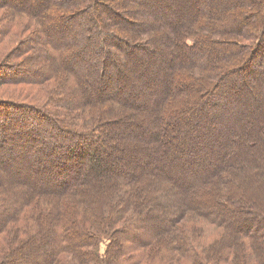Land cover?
<instances>
[{
    "label": "trees",
    "instance_id": "obj_1",
    "mask_svg": "<svg viewBox=\"0 0 264 264\" xmlns=\"http://www.w3.org/2000/svg\"><path fill=\"white\" fill-rule=\"evenodd\" d=\"M200 1L115 0L103 32L98 18L113 11L106 0H0L9 15L7 23L0 15V87L19 85L24 98L0 101V191L11 197L0 204V264H264L263 31L247 26L251 0ZM31 91L43 99H28ZM182 98L190 104L172 106ZM130 112L151 119L153 131L122 123L112 138L107 128ZM116 142L118 158L129 159L127 147L142 158L105 174ZM27 145L33 189L12 199ZM185 155L197 167L216 157L204 183L222 169L236 179L196 188L220 196L211 209L191 202V179L181 178L180 195L158 194L180 211L158 219L146 176L165 170L176 182ZM44 170L57 179L37 186ZM244 187L254 200L236 201Z\"/></svg>",
    "mask_w": 264,
    "mask_h": 264
},
{
    "label": "rangeland",
    "instance_id": "obj_2",
    "mask_svg": "<svg viewBox=\"0 0 264 264\" xmlns=\"http://www.w3.org/2000/svg\"><path fill=\"white\" fill-rule=\"evenodd\" d=\"M32 1H34V0H32ZM106 1L109 2V7L113 11L105 13L104 15H101V17L99 16V18H98L103 32H106L108 30L107 26L105 24V21L106 20L108 21V19L113 18V16L115 15V13H114L115 12V10H114L115 8L116 9L118 7L120 8V5L115 3V0H106ZM251 1L254 2L255 9L252 11V14L249 15L251 17L248 19L247 26L250 27L252 25V27L255 28L257 33L260 32V31H263L262 39H263V42H264V24H263V21H264V3H263V5H261V4L258 5L259 4L258 0H251ZM199 3H205V0H201ZM182 4H183V6L190 5L187 1L182 2ZM7 13L8 12L6 10L5 11H0V15L3 16L2 19L5 18L6 23L9 22V21H7L8 18H9L8 17L9 15ZM66 13L69 14L71 12L70 11H66ZM13 20H15V19L13 18ZM19 20L21 21V25H22L23 22L24 23L27 22L26 18L19 19ZM15 24H16V21H14V24H13L14 27H16ZM76 38H77V36L74 37L73 41ZM25 53H28V51L24 52L22 54V57H23V55ZM22 57L17 58L16 59L17 62L23 61ZM23 59L27 61L28 58L27 57H23ZM126 73L128 74L129 71H127ZM255 77H256L255 74L252 75V78H254V80H255ZM259 78H261L260 75H259ZM252 81H253V79H250L248 85H246V86L247 87L252 86L253 85ZM5 87L6 86H1L0 87V101H14L15 100V101H19V102L24 103V101H23L24 98L21 97L22 95L20 96L21 86L15 85L13 87H9V88H6V89H5ZM252 87L254 88V93L257 92V88L254 87V86H252ZM35 92L31 91L30 94H27V97H29L28 99H31V97L38 98L40 100L43 99L42 94H40V95L36 94L34 96ZM150 98H152V97L147 98L148 99L146 101L147 103L153 102V100H151ZM190 100H191V98H189V101L188 100L185 101L184 98H182V100H175V101H173L172 106H176L175 105L176 103L179 106L182 105V104L184 106L186 104L189 105L190 104L189 103ZM130 113H128V114H130ZM188 113H190V112L188 111ZM111 114H112V112L110 111L109 115L111 116ZM115 118H118V117L116 116ZM129 119H128V116L119 117L118 118V122L111 124L107 128V130L109 132V135H111L112 138H115L116 132H118V125H121L122 123L123 124H128V123L134 122V123H136L138 125L139 129H143V133H146V130L149 129L151 127V124H152L151 119L147 118L148 119L147 120L145 115L140 113V112L131 113ZM127 120H129V121H127ZM164 120H166V118H162L161 121L164 122ZM149 131H153V130H151V128H150ZM128 141H129V143H132V141L130 139V136L127 137L126 142L128 143ZM122 144L123 143H121V142H116L115 146L113 145V147L111 148V153L110 154H112V155H111V157L107 158V160H108L107 162L108 163H113V164H112V166L107 165L108 167H106L107 169H105L106 170L105 174H109V173L114 172L113 168H119L118 166L124 167L126 164H128L129 161H131L133 159V157L140 156V155L143 154V153H139L138 154L137 152L132 153V152H130V148L127 147L122 152V154H124L123 157L129 158V159H120L117 156L121 154V147L123 146ZM236 145H237V149H239V150L243 149L242 148L243 147V141L242 140H240V142L238 144H236ZM27 146H28V150L29 151H27V153H25L23 155V157L22 156L18 157L17 163H19V165H21V167L20 168H16V169L19 170V175L23 179L22 180L23 181V185L19 184V185H16L14 187V189H13L14 192H13V195H12V197H13L12 199H14V198H16V196H18V193H20V189L22 187L26 188L25 186H28L27 187L28 190L33 189V187L31 186L32 185L31 183H32V181L34 179V176H35L36 172H35V165H33V162L31 161L32 156H31V152L30 151L33 150L35 146L34 147H32L30 145H27ZM176 149L177 148L174 146V144L167 145V146H165V149H163V150L167 151V155L164 154V156H162V159L167 158L168 165H171V161L168 158V156L172 155V154H176ZM228 149L232 150L231 147L228 148ZM132 154H134V155H132ZM10 157L12 158V156H10ZM140 158H142V156H140ZM215 158H213V160H209L207 165H205L203 167H197L196 162H195L197 159L194 156L185 155V157L183 159V162L179 161L177 163L176 169L174 170V175L176 176V178H175L176 182L173 181L172 177L170 176L173 173L171 174V172H170V173L167 174L168 171L165 172V170L163 171L164 172V176L162 177L164 179H162L160 177L158 179V177H155L156 175L148 174L146 176L147 179L149 178L148 184H147V185H149L148 186V191H146L147 199H148L147 200V206H149V205H156L157 206L156 207L157 211H155L154 214H155V216L158 219H160V218L163 219V218H165L167 216L175 214L176 212L178 213L180 211V207L173 209V208L169 207L168 205H166V203H163V205L160 203L161 204L160 205L159 201H158L159 200L158 194L160 193V196H162L163 193L164 194L166 193V196H171V195H169V192L174 191L175 193H174L173 197L180 195V190H177L176 184L179 183V181L182 180L181 178H183V177H187V179H191V181H190L191 185L188 187V193L189 194L187 193L188 197H192L193 198V201L191 200V202H194L195 204H197V203L202 202V201L205 200L204 201L205 205H208L211 209H214L216 207V203L215 202H216V200H218V197H220V196H218V194L214 193V191L217 189V186L222 184L223 181H226L227 184L229 182H231V181H235L236 177H232L227 169H222L223 171L221 170L220 177L218 179H216L215 181H213L212 184L204 183V181H202L204 179L203 177L207 176L215 168L214 164L216 163V160H217ZM198 160H200V158ZM246 160H249V159H246ZM135 171H138V168H135ZM47 173L48 172L44 170L42 175H38L37 176V178H36L37 186H39V185L40 186H42V185L44 186V185H47V184H52L54 181H56V179H57L56 177L49 178L47 176ZM234 174H235V172H234ZM0 176L1 177L3 176L2 175V170H0ZM38 183H39V185H38ZM203 183L204 184H209L208 186L210 187L211 190L215 189L211 195H204L201 192L197 193L196 188H201L202 189L201 186L204 187ZM252 184L255 185V184H257V182L254 181ZM229 185H231V183H229ZM109 188H110V186H108V189ZM34 189H36V188H34ZM190 190H191V192H190ZM259 191L260 190H258L257 194L261 195V193ZM0 193L3 194V197L0 200V204L3 203V200L11 199V197H8V194H7V192L5 190H1ZM235 196L237 197V199H236ZM211 197L213 199H211ZM234 197H235L236 201H239V202H244V201H248V200H254L256 198L255 195L253 194V191H251V188L247 189L246 187L237 190V193H236V195H234ZM163 198H165V197H163ZM214 199H215V202L213 201ZM192 214H195L194 215L195 218H198V219L203 218V217H201L200 215H198L195 212H193ZM200 222L201 223H198V226H201V224H202L203 227L205 228V230L207 231L208 223L203 221V220H201V219H200ZM191 228L196 229V226L195 227H189L188 232L190 231V235L191 236L192 235L197 236L196 235L197 233H195L193 230H191ZM206 237H207V235H206ZM2 240H4V238H2ZM100 252H101L102 255L106 254V242H104V244L101 245ZM149 260H150V257H149V259L147 260L146 263H148Z\"/></svg>",
    "mask_w": 264,
    "mask_h": 264
}]
</instances>
